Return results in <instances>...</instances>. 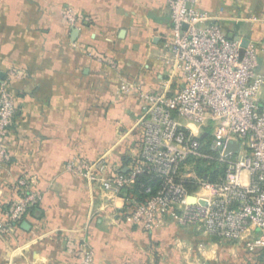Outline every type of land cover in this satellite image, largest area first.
<instances>
[{
	"label": "crops",
	"instance_id": "obj_1",
	"mask_svg": "<svg viewBox=\"0 0 264 264\" xmlns=\"http://www.w3.org/2000/svg\"><path fill=\"white\" fill-rule=\"evenodd\" d=\"M200 7L228 37L258 47L264 72V0H200ZM171 27L167 0H0V82L9 79L16 101L0 166V264H83L89 250L94 264H258L263 251L172 216L145 231L128 219L124 193L68 168L103 158L108 175L135 162L140 93L175 81ZM19 179L42 201L36 216L6 231Z\"/></svg>",
	"mask_w": 264,
	"mask_h": 264
},
{
	"label": "built area",
	"instance_id": "obj_2",
	"mask_svg": "<svg viewBox=\"0 0 264 264\" xmlns=\"http://www.w3.org/2000/svg\"><path fill=\"white\" fill-rule=\"evenodd\" d=\"M172 22L166 44L174 58L175 86L141 92L143 114L139 154L128 171L108 172L103 158L68 165L103 189L124 193L127 217L150 232L167 216L180 225L238 242L251 252L264 250V72L258 47L230 38L200 0H167ZM70 23L77 18L70 10ZM16 101L7 78L0 82V166ZM195 126V129L192 127ZM240 142L227 152L230 141ZM198 164L205 171H197ZM212 174V175H211ZM148 176L141 199L135 191ZM7 211L6 231H14L42 201L25 179ZM83 264H94L86 251Z\"/></svg>",
	"mask_w": 264,
	"mask_h": 264
},
{
	"label": "trees",
	"instance_id": "obj_3",
	"mask_svg": "<svg viewBox=\"0 0 264 264\" xmlns=\"http://www.w3.org/2000/svg\"><path fill=\"white\" fill-rule=\"evenodd\" d=\"M205 171V170H204ZM212 175V174H211ZM148 179H149V177L148 176H142V177H140V179H139V181H138V183L135 185V191H136V193H137V195H139V197L141 198V199H143L144 197H147V196H149V195H151V194H153L154 192H152V193H150V194H147V193H145L143 190V187H142V185L143 184H146L147 183V181H148ZM41 203V202H40ZM40 203H38V204H35V205H33L31 208H30V210H29V214H31L32 216L34 215V216H36L35 215V212H37V210H38V206L40 205ZM28 214V215H29ZM20 225H21V223H20ZM19 225V226H20ZM231 241V240H230ZM260 256H259V262H258V264H264V250H263V253H261V254H259Z\"/></svg>",
	"mask_w": 264,
	"mask_h": 264
},
{
	"label": "water",
	"instance_id": "obj_4",
	"mask_svg": "<svg viewBox=\"0 0 264 264\" xmlns=\"http://www.w3.org/2000/svg\"><path fill=\"white\" fill-rule=\"evenodd\" d=\"M247 43H248L247 40H244V41H243V45H244V46H245ZM239 148H240V142L232 140V141H230V142L228 143L226 151H227V152H237V151L239 150ZM29 225H30V224H29L27 221H24V222H23V227L28 228Z\"/></svg>",
	"mask_w": 264,
	"mask_h": 264
},
{
	"label": "rangeland",
	"instance_id": "obj_5",
	"mask_svg": "<svg viewBox=\"0 0 264 264\" xmlns=\"http://www.w3.org/2000/svg\"><path fill=\"white\" fill-rule=\"evenodd\" d=\"M197 171L199 170V171H203V170H205V166L204 165H202V164H198V166H197ZM247 249V248H246ZM248 250V249H247ZM249 251V250H248ZM249 252H251V251H249ZM252 253H255V252H252Z\"/></svg>",
	"mask_w": 264,
	"mask_h": 264
}]
</instances>
